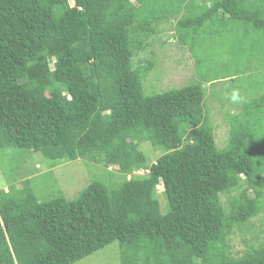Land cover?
<instances>
[{
	"label": "trees",
	"instance_id": "trees-1",
	"mask_svg": "<svg viewBox=\"0 0 264 264\" xmlns=\"http://www.w3.org/2000/svg\"><path fill=\"white\" fill-rule=\"evenodd\" d=\"M170 18L194 82L148 95L154 60L133 54ZM263 35L264 0H0V150L124 175L71 199L39 200L28 179L0 188V264H72L113 241L119 264H264V239L240 256L228 248L264 208V81L227 114L218 148L203 86L216 78L197 68L214 41L236 39V53L258 60ZM143 141L164 152L147 163Z\"/></svg>",
	"mask_w": 264,
	"mask_h": 264
},
{
	"label": "rangeland",
	"instance_id": "rangeland-1",
	"mask_svg": "<svg viewBox=\"0 0 264 264\" xmlns=\"http://www.w3.org/2000/svg\"><path fill=\"white\" fill-rule=\"evenodd\" d=\"M205 4L206 0H196L197 6L202 7ZM174 21L175 18H170L156 26L151 37L146 39L144 48L133 54V64L154 60L153 68L141 80L145 94H156L194 82L195 73L191 71L196 63L188 54L186 47L175 42ZM229 32L223 34L230 37L234 33ZM237 34L235 32L233 36ZM234 38L240 39L239 34ZM236 39L210 42L206 48L204 44V50L200 48L197 51L200 57L197 68L209 66L212 78H216L211 84L203 83V86L206 95L204 101L218 148L227 143V114L238 111L247 96L257 91L259 81H264V56L255 60L253 55L236 53L235 46L231 45V42L238 43ZM247 60H250V63H246ZM233 92L239 95L236 101L231 99ZM139 149L145 154L147 163L153 162L164 152L148 141L141 142ZM144 173V170H137L133 175L139 176ZM122 178L124 175L118 171L116 165L105 167L101 163L82 158L52 160L38 153H31L22 159L18 156L17 149L0 150V188L7 190L10 183L21 188L22 180L28 179L31 190L39 200L48 199L58 193L71 199L92 180L97 179L109 184L117 183ZM156 192L163 208L165 196L161 193L160 184L157 185ZM236 193L237 191L232 192ZM221 200L225 205L226 196L222 195ZM263 239L264 208L244 226L233 228L229 235L228 248L233 256H240L247 246L257 245ZM72 264H119L117 242H110Z\"/></svg>",
	"mask_w": 264,
	"mask_h": 264
},
{
	"label": "crops",
	"instance_id": "crops-1",
	"mask_svg": "<svg viewBox=\"0 0 264 264\" xmlns=\"http://www.w3.org/2000/svg\"><path fill=\"white\" fill-rule=\"evenodd\" d=\"M226 28H229L228 26H226ZM226 31H227V29H225V32L224 33H226ZM254 41L255 42H257V44L258 45H262L263 44V42H264V35L262 36V37H257L256 36V38L254 37ZM259 40V41H258ZM224 41V40H223ZM219 42V41H218ZM257 44H256V46H257ZM182 46H184V45H182ZM205 48H206V46H205ZM186 49H187V51H188V54L192 57V58H194L193 59V61H194V63H195V57H194V55L188 50V48L186 47ZM257 49H258V51H263L264 52V48H260V46H257ZM201 50H204V47H202L201 48ZM203 52V51H202ZM194 68V66L192 67V71L191 72H193V73H195L194 72V70H195V68ZM212 106V105H211Z\"/></svg>",
	"mask_w": 264,
	"mask_h": 264
},
{
	"label": "clouds",
	"instance_id": "clouds-1",
	"mask_svg": "<svg viewBox=\"0 0 264 264\" xmlns=\"http://www.w3.org/2000/svg\"><path fill=\"white\" fill-rule=\"evenodd\" d=\"M231 99H232L233 101L238 100V99H239V95H238V93H237V92H233Z\"/></svg>",
	"mask_w": 264,
	"mask_h": 264
}]
</instances>
